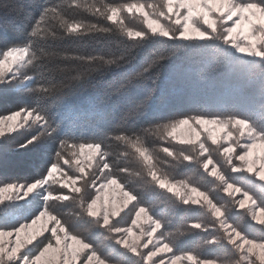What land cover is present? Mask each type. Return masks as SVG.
I'll use <instances>...</instances> for the list:
<instances>
[{
    "label": "snow or ice",
    "instance_id": "snow-or-ice-1",
    "mask_svg": "<svg viewBox=\"0 0 264 264\" xmlns=\"http://www.w3.org/2000/svg\"><path fill=\"white\" fill-rule=\"evenodd\" d=\"M68 6L102 18L134 43L107 58L70 56L43 45L38 53L37 42L49 37L79 39L113 28L65 18L61 5L45 0H10L0 6V97H27L0 114V165L10 140L20 134L24 138L12 151L35 153L38 173L27 182H0V264H264V0H68ZM125 14L138 15L143 29L126 24ZM8 26L22 32L25 42L10 40ZM145 48L154 51L143 57L132 51ZM209 48L222 52L241 72L259 69V112L192 109L169 117L162 136L182 147L159 151L178 163L197 164L228 201L190 180L169 177L158 167L155 150L139 136L113 137L104 127L154 117L170 94L168 78L161 85L153 69L178 58L180 49ZM45 58L65 63L45 64ZM78 65L87 67L78 71ZM69 70L77 74L58 78ZM173 71L179 74L183 68L175 65ZM97 120L104 126L93 138L77 135L81 122ZM185 128L191 135H177ZM113 138L131 149L146 171V184L170 194L177 215L195 213L193 206H199V218L186 222V231L207 233L200 244L185 247L187 240L178 236L186 233L170 231V219L116 174L139 177L141 172L120 163L128 151L109 152L105 141ZM48 142L51 152L40 151ZM228 171L247 174L245 182L238 184ZM57 184L67 192L54 193ZM110 190L119 193L118 200L109 198ZM52 202L76 204V222L66 221Z\"/></svg>",
    "mask_w": 264,
    "mask_h": 264
},
{
    "label": "trees",
    "instance_id": "trees-1",
    "mask_svg": "<svg viewBox=\"0 0 264 264\" xmlns=\"http://www.w3.org/2000/svg\"><path fill=\"white\" fill-rule=\"evenodd\" d=\"M9 2L10 0H0V6ZM45 2L50 6L61 5L62 14L65 18L96 23L100 26L113 28V31L111 33L92 32L81 36L79 39L67 38L53 41L49 37L46 41L37 42L38 53L41 45H43V48L48 51L67 53L70 56L104 55L107 58L119 55L125 50L126 45L134 43L133 41H129L113 25L102 18L92 16L81 9L69 7L68 0H45ZM89 2L91 3L93 0H89ZM95 2L99 3L100 0H95ZM104 2L123 3L132 2V0H104ZM125 22L135 29H143L144 27L138 15L129 17L125 14ZM54 27L59 33L58 24H55V22ZM7 37L17 44L24 43L26 39L22 32L18 33L12 26L7 27ZM221 47L223 46L221 45ZM132 51L134 53L139 52L140 56L143 57L149 55L154 49H133ZM43 63L63 64L65 62L54 58H45ZM67 63L70 65L77 64L76 61H69ZM175 65H181L183 71L175 74L173 71ZM84 67H87V65H78L77 70L82 71ZM76 74L77 71L69 70L58 74V78H70ZM152 75L157 77L161 85L165 83V78H168L167 87L170 94L169 102L159 107L155 111L154 117L138 123L118 121L116 124L109 126H104L103 122L99 120L95 122H81L79 125L80 131L77 135L83 133L84 138L91 139L94 134L98 133L99 128L104 126L105 130L113 137L117 134H126L133 137L139 136L144 143L155 150V154L159 157L158 167L169 177L174 180H190L192 183L199 184L202 188L209 190L212 196L223 201H228V197L220 190L217 183L212 181L211 177H206L203 169L199 168L197 164H189L188 162L178 163L159 151L163 146L177 149L182 147L171 140V138L162 136V125L167 122V118L178 116L192 109L207 111L255 109L258 113L261 99L258 83L261 77L259 69L256 68L247 73L241 72L237 65L229 61L222 52L214 48H209L205 51L180 49L178 50V58L165 63L160 70L153 69ZM25 102H27V97L16 95L0 97V114L10 112ZM79 102L78 100L77 103ZM23 138V135L16 134L15 138L10 140L6 162L0 165V182H27L38 175L34 163L36 159L35 153L20 152L17 155L12 151V146ZM105 143L109 145L108 150L110 153L116 154L128 151L129 155L126 158H122L120 163L125 164L133 172H141L139 177L125 176L120 173L116 174L121 175V178L129 184V187L139 192L154 207V210L158 214L170 219V231L174 234L180 232L186 233L184 236H178V239L187 240L188 243L185 247H196L200 244V237L207 235V233H201L198 230H192V232L186 231V222L190 223L199 218L197 215L200 212L199 206H193L196 208L195 213L188 214L187 216L184 214L177 215L170 208L168 202L171 199L170 194L162 192L160 189H153L150 182L145 183L148 180L146 171L132 154L131 149L126 148L122 141H116L114 138L105 141ZM52 147L53 144L48 142L40 151L50 153ZM212 155L216 160L222 162V157H220L218 152L214 151ZM52 158L55 159L54 156ZM109 159L111 160L112 156H109ZM40 168L42 169L43 165H40ZM227 175L230 178L236 179L239 184L245 182L243 177L247 174L228 171ZM201 177L205 178L201 179ZM153 191L159 195H151ZM53 192L55 193L54 190ZM52 203L66 221L70 224L76 222L73 215L74 212L79 210L76 204L72 202ZM121 215H124V213ZM249 222L254 228L260 227L254 221ZM81 234L86 237L89 235L83 229H81ZM251 234L258 235V233ZM97 242H99V238H97ZM204 254L209 255L211 253L205 252Z\"/></svg>",
    "mask_w": 264,
    "mask_h": 264
},
{
    "label": "rangeland",
    "instance_id": "rangeland-1",
    "mask_svg": "<svg viewBox=\"0 0 264 264\" xmlns=\"http://www.w3.org/2000/svg\"><path fill=\"white\" fill-rule=\"evenodd\" d=\"M177 135H181V136L187 137V136L191 135V133H190V130L185 128V129L178 130ZM52 189L55 191V193H57V192H67L66 189H61L58 184L57 185H53ZM108 196H109V198H112V199H117V200L119 199V193L118 192H113L111 190L108 192Z\"/></svg>",
    "mask_w": 264,
    "mask_h": 264
}]
</instances>
